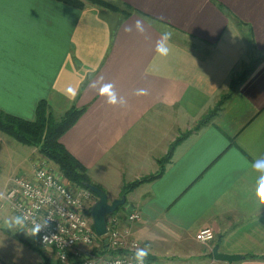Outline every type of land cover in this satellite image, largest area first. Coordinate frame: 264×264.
<instances>
[{
  "label": "crops",
  "instance_id": "1",
  "mask_svg": "<svg viewBox=\"0 0 264 264\" xmlns=\"http://www.w3.org/2000/svg\"><path fill=\"white\" fill-rule=\"evenodd\" d=\"M124 1L144 13L0 0V109L32 120L42 99L61 115L83 108L61 141L92 184L140 211L132 235L150 245V261L264 264V206L251 167L264 156V0ZM165 31L173 50L161 58ZM102 83L127 106L108 105ZM69 86L75 100L64 94ZM140 88L149 95H134ZM35 149L0 131V188L15 175L34 177ZM207 227L214 239L197 240ZM215 245L243 258L217 260Z\"/></svg>",
  "mask_w": 264,
  "mask_h": 264
},
{
  "label": "built area",
  "instance_id": "2",
  "mask_svg": "<svg viewBox=\"0 0 264 264\" xmlns=\"http://www.w3.org/2000/svg\"><path fill=\"white\" fill-rule=\"evenodd\" d=\"M44 162L36 167L31 179L19 175L9 178L0 188V195L5 197L0 201V209L9 207L17 215L30 213L26 221L28 228L32 227L33 220L38 223L47 221L48 226L37 236L38 242L54 249L62 262H67L73 255L74 264H115L117 260L121 264H135L132 246L141 247V243L131 237L130 224L141 219L140 211L127 207L124 218L115 213L107 215L108 233L99 237L88 214L97 201L93 192L86 187L69 185L62 175ZM209 230L212 238L206 239ZM45 236L47 240L43 239ZM214 236V230L207 227L196 234V239L209 242ZM98 239H103V247L93 253L91 247ZM146 264L156 263L147 259Z\"/></svg>",
  "mask_w": 264,
  "mask_h": 264
},
{
  "label": "trees",
  "instance_id": "3",
  "mask_svg": "<svg viewBox=\"0 0 264 264\" xmlns=\"http://www.w3.org/2000/svg\"><path fill=\"white\" fill-rule=\"evenodd\" d=\"M57 1L78 9H83L88 4H92L115 12L121 11V13H124V18L132 14V12H143L124 0H115L116 3L112 0ZM118 3L122 4L124 8H121ZM82 112L83 108L72 107L63 113L59 119H55L49 102L46 99H42L37 105L36 116L32 120L16 116L0 109V131L13 137L22 144L37 147L39 153L43 155L44 160L53 161L59 167L60 172L68 182L86 187V183H92L88 176L87 168L68 151L61 141L63 134L76 122ZM152 178H155V175L127 185L126 188H124L123 194H126L131 188L136 187L145 180H150ZM93 194L96 195L94 192ZM124 207L125 206L122 205L118 209ZM88 213H91V209L88 210ZM147 259L150 260V257L148 256ZM41 264L66 263L59 260L54 263L49 261ZM68 264H74V262H68Z\"/></svg>",
  "mask_w": 264,
  "mask_h": 264
},
{
  "label": "rangeland",
  "instance_id": "4",
  "mask_svg": "<svg viewBox=\"0 0 264 264\" xmlns=\"http://www.w3.org/2000/svg\"><path fill=\"white\" fill-rule=\"evenodd\" d=\"M114 3L115 0H112ZM92 4H88L87 6H90ZM118 5L121 8H124L122 4L118 3ZM100 7V6H99ZM107 9V8H105ZM103 9V10H105ZM111 10L107 9L104 12L105 13H110ZM119 14V16L124 15V13L116 12ZM53 116L55 119H59L61 117V113L59 110H54L53 111ZM199 123V122H198ZM199 125V124H198ZM35 157H36V162L34 163V174H35V169L36 167H39V165H42V161L44 162V157L41 155L38 151V148L35 147ZM171 147L168 150V152L165 154V156L159 161L160 163V168L164 167L165 163L169 160L170 155H171ZM46 165L49 168H52L55 170L59 175H62V173L59 170V167L53 162V161H45ZM63 176V175H62ZM90 180L91 177L88 174ZM153 174L150 175H145L140 177L141 179H136L135 181L131 182L134 183L136 181L142 180V179H147L149 177H153ZM25 177V176H23ZM27 178V177H25ZM63 179L71 186L79 187L78 185H75L73 183L68 182L64 177ZM149 181L145 180L144 182ZM127 183L124 188H126L127 185L131 184ZM138 186V185H137ZM135 188V187H133ZM131 188V189H133ZM127 194V193H126ZM94 198L97 200V196L94 195ZM110 200L111 197H109ZM120 198V197H118ZM129 204V201L126 200L125 204L123 206H127ZM122 206V205H121ZM126 209V207H125ZM133 209V206H132ZM118 209V211L115 213L117 217H122V214H125V210ZM89 214V213H88ZM17 215L13 210H11L8 207H4L0 209V264H41V263H47L49 261L51 262H56L59 261L60 259L58 258L56 252L52 248H47L43 247L42 245L39 244L37 237H30L26 235L25 231L26 230H19V229H12L11 231L8 230L6 227H4V220L8 217L15 216ZM91 216V213L89 214ZM122 224V222H121ZM134 223L130 224L133 226ZM26 229L28 226L26 225ZM132 229V227H131ZM131 237H134L132 235L131 231ZM100 244V245H97ZM101 246L103 247V239L97 240L95 244L91 247V251L93 253L99 251L101 249ZM61 261V260H60ZM68 262H74L73 255L70 256L69 260L67 262H64L68 264Z\"/></svg>",
  "mask_w": 264,
  "mask_h": 264
},
{
  "label": "clouds",
  "instance_id": "5",
  "mask_svg": "<svg viewBox=\"0 0 264 264\" xmlns=\"http://www.w3.org/2000/svg\"><path fill=\"white\" fill-rule=\"evenodd\" d=\"M135 29L138 33L144 34L145 28L143 22L141 20H137L135 23ZM126 32H131V27L125 28ZM172 32L165 31L161 34L160 39L156 42L155 52L158 57L164 58L168 57L173 50V46L171 44L172 39ZM103 78L101 77V80ZM92 87L95 88L96 84H92ZM64 94L70 100H75L76 96L78 95V89L75 87H67L65 89ZM98 94L105 98V102L110 106H119V107H126L128 101L122 95H119L115 90V85L112 83H102L99 87ZM136 96H147L149 95L148 89L140 88L137 89L134 93ZM251 167L254 171H256L259 175L257 176L256 181V189H255V196L260 206H264V156L257 157L251 164ZM11 193L9 194V198L11 197ZM5 197L0 195V201H3ZM31 214L25 215H15L8 217L4 220V227L8 230L12 229H19V230H26V235L30 237H37L43 228L47 227V221L44 223H38L35 220L32 221V227L30 229H26V221L29 219ZM212 233L211 230L208 231V235L206 239H211ZM44 240H47L48 237H43ZM199 239V237H198ZM133 258L135 264H146L147 258L150 255V245H145L144 247H140L136 244H133ZM115 264H121L119 260L115 262Z\"/></svg>",
  "mask_w": 264,
  "mask_h": 264
},
{
  "label": "water",
  "instance_id": "6",
  "mask_svg": "<svg viewBox=\"0 0 264 264\" xmlns=\"http://www.w3.org/2000/svg\"><path fill=\"white\" fill-rule=\"evenodd\" d=\"M86 187L94 192L97 196V201L91 207V217L95 231L99 237H103L108 233L107 215L115 213V211L126 202V196L110 200L108 193L101 187L86 183ZM213 256L220 261H237L243 258L239 254L224 253L219 250V246L213 247Z\"/></svg>",
  "mask_w": 264,
  "mask_h": 264
}]
</instances>
